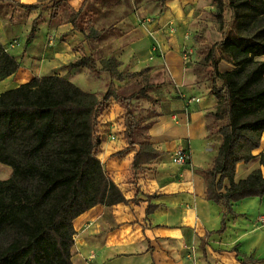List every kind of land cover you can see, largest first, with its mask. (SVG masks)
I'll list each match as a JSON object with an SVG mask.
<instances>
[{
    "label": "crops",
    "instance_id": "1",
    "mask_svg": "<svg viewBox=\"0 0 264 264\" xmlns=\"http://www.w3.org/2000/svg\"><path fill=\"white\" fill-rule=\"evenodd\" d=\"M47 1L0 0V43L8 47L15 41L7 49L20 64L15 73L0 81V93L33 77L56 74L84 90L103 94L110 82L108 73L93 74V83L99 81L97 89L89 85L83 88L76 77L88 70L65 67L83 54H96L98 59L113 56L121 62L122 71L146 70L144 75L155 86L150 99H131L133 103L142 99L154 110L151 118L140 121L138 141L146 138L160 155L141 168L132 169L137 146L127 150L122 103L109 98L98 112L95 137L100 144L96 154L126 202L96 205L74 219L73 263L264 264V223L258 221L264 214V196L232 203L235 215L223 217L222 231L224 209L206 198L203 171L212 166L220 137L214 131L217 121L209 115L216 100L209 92L207 75L198 70V62L200 51L205 54L207 45L217 41L221 33L205 24L197 28L204 14L201 0H166L163 6L156 0L152 13L147 11L150 1L138 0L139 11L129 16L123 0L113 6L95 2L99 0H68L54 16L52 3ZM21 4L40 5L28 11ZM93 7H98L100 17L96 13L91 23L105 32L87 41L67 20L71 11L81 8L84 14L86 8ZM63 13L68 14L65 20ZM148 15L153 17L151 22L145 21ZM36 18L38 28L29 39ZM171 23L176 24L174 32L168 28ZM198 29L207 31L203 39L196 33ZM189 30L197 37L192 45L183 40ZM114 31L119 35H113ZM105 35L104 40L114 45L100 41ZM185 49L187 60L182 57ZM218 68L227 71L232 66L221 60ZM126 81L115 84L122 87ZM178 148L188 155L183 164L172 162ZM262 151L264 132L254 154ZM255 162L238 163L235 178H244L259 168V164L252 166ZM148 204L154 209L146 214Z\"/></svg>",
    "mask_w": 264,
    "mask_h": 264
},
{
    "label": "trees",
    "instance_id": "2",
    "mask_svg": "<svg viewBox=\"0 0 264 264\" xmlns=\"http://www.w3.org/2000/svg\"><path fill=\"white\" fill-rule=\"evenodd\" d=\"M67 1L48 0L52 15ZM160 1L163 6L166 0ZM211 2L221 36L207 48L198 70H207L209 92L216 100L209 115L218 122L215 133L220 143L212 166L203 174L206 198L224 209L222 231L223 217L235 215L232 203L264 196V151L254 154L264 132V0ZM39 5L20 6L31 11ZM81 14V8L71 11L67 21L87 41L100 38L105 29H95L89 20L79 24ZM37 28L36 18L29 39ZM221 60L232 68L220 71ZM120 64L113 56L83 54L65 66L86 68L94 75L108 73L110 82L100 96L56 74L33 77L0 93V163L11 169L8 178L0 179V264H74V219L96 205L126 202L97 157L96 119L104 100L114 98L127 106L133 98L149 99L148 90L155 86L144 75L146 70L122 71ZM19 66L0 43V81ZM136 74L143 76V85L123 94L115 81ZM125 110L127 150L137 146L135 170L160 153L146 138L138 141L140 122ZM256 157L260 167L236 179L237 164ZM153 209L148 204L145 213Z\"/></svg>",
    "mask_w": 264,
    "mask_h": 264
},
{
    "label": "rangeland",
    "instance_id": "3",
    "mask_svg": "<svg viewBox=\"0 0 264 264\" xmlns=\"http://www.w3.org/2000/svg\"><path fill=\"white\" fill-rule=\"evenodd\" d=\"M117 1L118 0H106V1H100L99 0V1H95V2L109 4L110 6L112 4V6H113V5H115V3ZM148 1H150L148 3L149 4L151 3L152 6L149 7V8H147V11H149L150 13H152L153 12L152 7L157 5V1L156 0H148ZM123 3L128 8V11L126 10L127 11L126 12V15L129 16L130 13H132V14L135 15V12L136 11L137 12L139 11V10H136L137 9V6H138V0H123ZM93 5H96V4L94 3ZM201 5H202L201 8H202L204 14L200 15L199 21H198V25L199 26L197 28H201V27L204 26L203 24H205V27L206 28H210V30L211 29L212 30L214 29L213 32L215 30L219 31L218 30V24H217L215 18L211 14V12L214 10V5L212 4L211 0H201ZM97 9H98V7H93V8H90L89 10H88V8H86V11H85L84 14H83V11H82V14H81L82 16H81L80 19H78V23L79 24H84V22H87L88 20L92 22L93 21V18H94V15L96 13H97V18H98V16L100 17L99 12L98 11L96 12ZM91 12H94V13L92 14ZM225 15H226V18H228L229 13L227 12ZM62 16H64V20H65V18L68 17V14L65 16V14L63 13ZM146 18L149 19L148 20L149 22H151L153 20V17L150 16V15H148ZM106 24L107 23H103L102 25H106ZM112 25H113V23H111V26ZM168 28L170 29L171 32H174L176 30V24L171 23V25H169ZM210 30H208V32H210ZM206 32H207L206 30H203L202 29L200 31L198 29V32H196V33H200L201 34V37L200 38L203 39L204 38V35L206 34ZM192 33L193 32L189 30L188 32H186L184 34V37L183 38H186V39H183L182 38L184 40V42H185V40L187 41L185 43L188 44V45H192L194 43V40L197 39V37L194 34L192 35ZM47 34H49V33H46L45 34V37H46ZM113 35L118 36L119 35L118 31H114L113 32ZM207 36H208V38L211 37V36L209 37V34ZM106 37H108V36H106V35L103 36V38H101L100 41L102 42V39H103V41H105L104 38H106ZM211 40L213 41V39H211ZM105 42L108 43L109 41L107 40ZM109 44H111V46L114 45V44H112L110 42H109ZM209 46H210V44L207 45V47L205 49L209 48ZM9 47H10V45L8 47L6 46V48H8V49H9ZM10 48H12V47H10ZM201 51H200V55H201V58H202L204 56V52L202 53ZM94 55H96V54H94ZM131 60H134V58H132ZM119 69H120V67H119ZM206 71L207 70H204V69L200 71L202 73V76H205L207 74ZM76 78L78 79L77 81L79 83H81V85H82L83 88H85L86 86L89 85V87H94V89H97L96 87L98 86V82L99 81H95L93 83V78H95V77L89 71H84V73L77 74V77ZM104 80H102V81L104 82ZM142 85H143V76L136 74L131 79H129L128 82L126 81L122 85L121 91L123 92V94H129L132 91L138 90ZM106 87H107V85H106ZM148 94H149V99H150L151 98V96H150L151 95V89L148 90ZM98 96H100V93L98 94ZM140 98H142V97H140ZM142 99H145V98H142ZM142 99H138V101H134V103L130 101L127 106L124 105V107H127L129 110L132 111V114L134 115L135 119L139 120V122L141 120L143 121L145 119L151 118L153 116V114H154V110L152 109L153 108V105H151L150 103H147V102L143 101ZM148 104H149V106H148ZM146 106H148V107H146ZM138 111H139V113H138ZM217 123L218 122H216V124ZM216 128H217V125H215V130H216ZM255 155H257V154H255ZM254 160L256 162L255 163H251L252 166L258 164V158L256 157ZM245 169H247V167ZM244 170H241V173H239L242 177L244 175L243 174L244 173ZM10 172H11V169H10L9 166L0 163V179L1 180L8 178L9 175H10ZM260 216H259V218H260ZM258 221L260 222L259 219H258Z\"/></svg>",
    "mask_w": 264,
    "mask_h": 264
},
{
    "label": "built area",
    "instance_id": "4",
    "mask_svg": "<svg viewBox=\"0 0 264 264\" xmlns=\"http://www.w3.org/2000/svg\"><path fill=\"white\" fill-rule=\"evenodd\" d=\"M145 20L148 21L149 19L146 18ZM14 43H15V41L13 42V44ZM13 44H10V47H13ZM187 56H188V51L187 50H184L182 52L183 59L186 60L187 59ZM103 104H104V102L101 104L102 105L101 106V109L103 107ZM187 159H188V155H187L186 151L183 150V149H181V148L176 149L174 151V153L172 154V162L175 163V164H183V163H185L187 161ZM259 220L264 223V214H262L260 216Z\"/></svg>",
    "mask_w": 264,
    "mask_h": 264
}]
</instances>
